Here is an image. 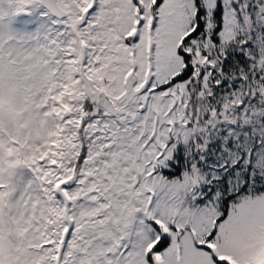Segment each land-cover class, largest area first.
I'll return each mask as SVG.
<instances>
[{
    "label": "snow or ice",
    "instance_id": "1",
    "mask_svg": "<svg viewBox=\"0 0 264 264\" xmlns=\"http://www.w3.org/2000/svg\"><path fill=\"white\" fill-rule=\"evenodd\" d=\"M0 264H264V0H0Z\"/></svg>",
    "mask_w": 264,
    "mask_h": 264
}]
</instances>
